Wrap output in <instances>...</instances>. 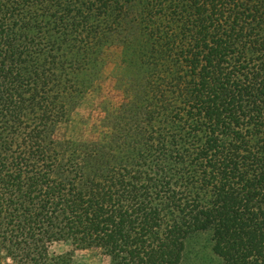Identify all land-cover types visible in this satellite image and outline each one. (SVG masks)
<instances>
[{
  "label": "trees",
  "instance_id": "trees-1",
  "mask_svg": "<svg viewBox=\"0 0 264 264\" xmlns=\"http://www.w3.org/2000/svg\"><path fill=\"white\" fill-rule=\"evenodd\" d=\"M123 52L91 140L59 135ZM264 264V0H0V264Z\"/></svg>",
  "mask_w": 264,
  "mask_h": 264
},
{
  "label": "rangeland",
  "instance_id": "rangeland-1",
  "mask_svg": "<svg viewBox=\"0 0 264 264\" xmlns=\"http://www.w3.org/2000/svg\"><path fill=\"white\" fill-rule=\"evenodd\" d=\"M123 52L120 48H111L104 67L100 84L80 103L71 116V121L62 127L59 135L71 139L91 140L98 138L106 130L104 116L113 110L121 99L123 86ZM54 253L72 251L73 264H110L109 257L99 250L74 249L68 243H58L52 248ZM180 264H221L212 250L210 234L206 232L194 235L186 244V250Z\"/></svg>",
  "mask_w": 264,
  "mask_h": 264
}]
</instances>
